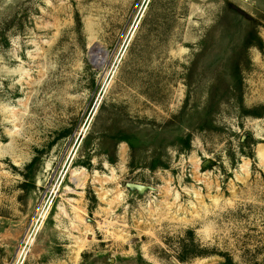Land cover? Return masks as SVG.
Segmentation results:
<instances>
[{
  "label": "rangeland",
  "instance_id": "374dc122",
  "mask_svg": "<svg viewBox=\"0 0 264 264\" xmlns=\"http://www.w3.org/2000/svg\"><path fill=\"white\" fill-rule=\"evenodd\" d=\"M0 264H264V0H0Z\"/></svg>",
  "mask_w": 264,
  "mask_h": 264
}]
</instances>
